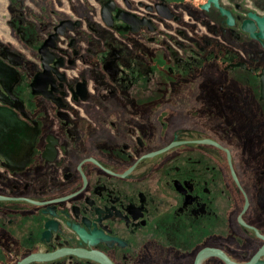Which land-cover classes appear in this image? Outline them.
I'll use <instances>...</instances> for the list:
<instances>
[{"label":"flooded vegetation","instance_id":"af4514ba","mask_svg":"<svg viewBox=\"0 0 264 264\" xmlns=\"http://www.w3.org/2000/svg\"><path fill=\"white\" fill-rule=\"evenodd\" d=\"M40 1L0 4V264H264V0Z\"/></svg>","mask_w":264,"mask_h":264},{"label":"water","instance_id":"95a60500","mask_svg":"<svg viewBox=\"0 0 264 264\" xmlns=\"http://www.w3.org/2000/svg\"><path fill=\"white\" fill-rule=\"evenodd\" d=\"M115 2L113 0H109L107 1L106 3L103 4V9H102V16H103V19L109 24V25H113V20H114V17H117V18H122L124 20V22H126L128 25L130 26H135V27H132V29L134 30H137L138 29V18L127 12V11H120L118 13L113 14V11L115 9V6H114ZM130 5V4H129ZM121 12L127 14V16L123 15ZM133 16V17H132ZM47 51V50H46ZM45 51V52H46ZM47 53V52H46ZM42 59L45 60L46 59V55L45 53L43 52L42 53Z\"/></svg>","mask_w":264,"mask_h":264},{"label":"rangeland","instance_id":"374dc122","mask_svg":"<svg viewBox=\"0 0 264 264\" xmlns=\"http://www.w3.org/2000/svg\"><path fill=\"white\" fill-rule=\"evenodd\" d=\"M12 1V4H13V8L14 9H21V8H25V7H31V8H33V9H35V8H38L37 7V5L36 4H38V3H42V1H40V0H11ZM24 1V2H23ZM7 3V0H4V2L3 3H1L0 2V4L2 5V4H4V3ZM26 2V3H25ZM35 2H37L36 4H35ZM5 3V4H6ZM64 3V2H63ZM62 3V4H63ZM91 3L92 4H95V2H94V0H91ZM49 7H48V9L50 10V9H54V3L51 1H49ZM81 4V3H80ZM41 6H44V4L43 5H41ZM75 9H76V11H77V13H78V15H80V16H84V17H87L88 19H90V21L91 22H94V15L91 13V10L93 9V7L90 5H87L86 7H79V6H76L75 7ZM48 10V11H49ZM64 11V10H63ZM70 10L69 9H67L66 11H64V12H66L67 14H71L70 12H69ZM45 13H47V12H45Z\"/></svg>","mask_w":264,"mask_h":264}]
</instances>
